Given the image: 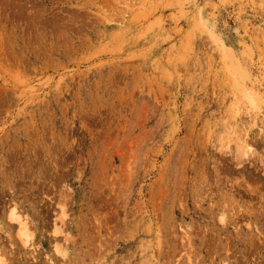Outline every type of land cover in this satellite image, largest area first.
<instances>
[{"label": "rangeland", "instance_id": "1", "mask_svg": "<svg viewBox=\"0 0 264 264\" xmlns=\"http://www.w3.org/2000/svg\"><path fill=\"white\" fill-rule=\"evenodd\" d=\"M0 264H264V0H0Z\"/></svg>", "mask_w": 264, "mask_h": 264}, {"label": "bare ground", "instance_id": "2", "mask_svg": "<svg viewBox=\"0 0 264 264\" xmlns=\"http://www.w3.org/2000/svg\"><path fill=\"white\" fill-rule=\"evenodd\" d=\"M246 147H248V146L246 145ZM249 151H250V149H249L248 151H246V154H248ZM12 210L14 211V210H16V209L13 208ZM12 217L14 218V216H12ZM20 225H22V227L20 228L19 231H22V230H23L22 228H25V226H23L24 224H23L22 222H20ZM23 233H24V232H22V233L20 232V235H19V236L23 235Z\"/></svg>", "mask_w": 264, "mask_h": 264}]
</instances>
